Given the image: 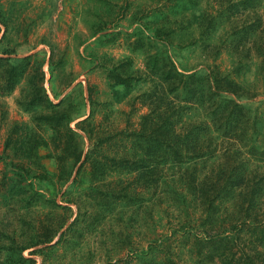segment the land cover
Wrapping results in <instances>:
<instances>
[{"label":"rangeland","instance_id":"374dc122","mask_svg":"<svg viewBox=\"0 0 264 264\" xmlns=\"http://www.w3.org/2000/svg\"><path fill=\"white\" fill-rule=\"evenodd\" d=\"M217 9L213 0H0V56L8 58L0 83L16 68L14 89H0V264H206L196 254L205 213L182 179L185 165L167 164L148 184L124 169L78 168L73 155L93 147L107 164L130 156L129 140L116 132L139 127L148 107L132 103L147 85L113 76L143 71L153 54L180 73L212 68L235 82L239 93L216 101L243 106L250 128L238 158L264 172L263 62L226 47L243 17L215 16L202 37ZM200 121L213 142L227 144L201 108L179 126ZM222 161L219 153L206 165ZM237 200L221 201L220 214H235Z\"/></svg>","mask_w":264,"mask_h":264},{"label":"trees","instance_id":"16d2710c","mask_svg":"<svg viewBox=\"0 0 264 264\" xmlns=\"http://www.w3.org/2000/svg\"><path fill=\"white\" fill-rule=\"evenodd\" d=\"M218 6L217 15L210 16L202 24V37L212 29L213 17L242 21L229 28L226 47L232 52L248 57L251 52L262 59L264 66V13L256 10L260 0H213ZM253 12V14H251ZM210 25V26H209ZM252 43L251 46L249 44ZM8 60L0 56V64ZM15 67H8L3 92L14 89ZM264 69H262L263 71ZM118 83L132 86L145 83L146 89L133 98L148 107L143 113L139 127L116 132L118 141L126 137L131 149L128 157H113L107 164L93 147L86 153L73 155L78 168L86 162L92 170L105 175L112 169L135 172L137 182H159L167 164L185 165L182 179L188 184L189 193L203 206L202 235L197 238L196 254L206 264H264V172L254 168L248 171L239 160L237 143L242 144L250 121L243 106L235 100L218 103L222 93L236 95L235 82L217 69L209 68L203 76L180 73L174 64L164 58L149 54L143 71L121 77L113 76ZM201 108L214 131L226 138L227 144L211 140V127L205 121L191 123L180 128L190 109ZM83 119L82 122H86ZM93 132V130H92ZM88 140L93 138L87 130ZM236 149L231 151L230 149ZM221 154L223 161L208 168L206 161ZM264 157V151L259 154ZM99 165V170L95 168ZM238 196L236 213L222 216L220 202ZM215 224V225H214Z\"/></svg>","mask_w":264,"mask_h":264}]
</instances>
